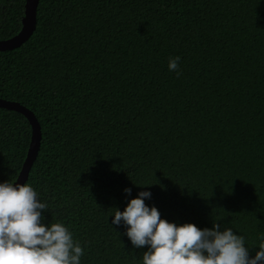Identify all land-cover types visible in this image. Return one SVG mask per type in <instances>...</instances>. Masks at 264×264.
Listing matches in <instances>:
<instances>
[{
  "label": "trees",
  "instance_id": "1",
  "mask_svg": "<svg viewBox=\"0 0 264 264\" xmlns=\"http://www.w3.org/2000/svg\"><path fill=\"white\" fill-rule=\"evenodd\" d=\"M23 12L24 0H0V39ZM0 97L41 124L26 183L48 207L44 223L80 241V264H141L147 245L110 224L141 188L162 217L216 220L258 249L264 0H40L30 38L0 50ZM30 140L28 119L0 107V181L17 178Z\"/></svg>",
  "mask_w": 264,
  "mask_h": 264
},
{
  "label": "clouds",
  "instance_id": "2",
  "mask_svg": "<svg viewBox=\"0 0 264 264\" xmlns=\"http://www.w3.org/2000/svg\"><path fill=\"white\" fill-rule=\"evenodd\" d=\"M179 60L170 56L168 70H177ZM131 190L123 188L124 193ZM150 196V189L141 188L123 210L115 207L111 213L110 224H123L133 248L147 245L141 264H264V234L250 254L245 235L232 227L216 220L211 227L170 221L155 204L145 203ZM44 209L48 207L31 183L0 181V264H80V241L63 222L44 223Z\"/></svg>",
  "mask_w": 264,
  "mask_h": 264
},
{
  "label": "water",
  "instance_id": "3",
  "mask_svg": "<svg viewBox=\"0 0 264 264\" xmlns=\"http://www.w3.org/2000/svg\"><path fill=\"white\" fill-rule=\"evenodd\" d=\"M39 1L40 0H24V12L21 17V27L12 36L0 39V50L14 49L30 38L37 24V8ZM0 107L23 114L31 125V140L27 155L17 178L13 181L14 183H23L26 182L29 177L30 169L37 158L41 146V124L35 113L19 101L0 97Z\"/></svg>",
  "mask_w": 264,
  "mask_h": 264
}]
</instances>
